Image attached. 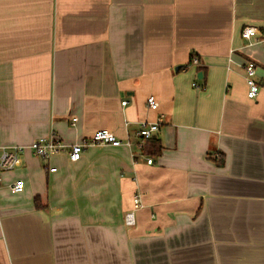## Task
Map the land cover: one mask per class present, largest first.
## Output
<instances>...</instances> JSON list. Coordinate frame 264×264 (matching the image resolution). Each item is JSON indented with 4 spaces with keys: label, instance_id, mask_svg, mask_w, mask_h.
I'll return each instance as SVG.
<instances>
[{
    "label": "crops",
    "instance_id": "crops-1",
    "mask_svg": "<svg viewBox=\"0 0 264 264\" xmlns=\"http://www.w3.org/2000/svg\"><path fill=\"white\" fill-rule=\"evenodd\" d=\"M143 121L159 155L137 143ZM101 129L133 145L77 162L29 149ZM13 147L0 264H264V0H0V161Z\"/></svg>",
    "mask_w": 264,
    "mask_h": 264
},
{
    "label": "built area",
    "instance_id": "built-area-1",
    "mask_svg": "<svg viewBox=\"0 0 264 264\" xmlns=\"http://www.w3.org/2000/svg\"><path fill=\"white\" fill-rule=\"evenodd\" d=\"M258 30L255 27L247 26L242 31V37L244 39L250 40L252 37L256 36ZM200 60L197 57H192L189 62V65L199 66ZM247 72V83H248V98L255 100L258 97L259 86L255 80L256 76V66L254 63H249L245 66ZM197 87V84H193ZM125 105L126 102H123ZM147 105L152 110H157L159 108V102L155 96H149L147 98ZM77 119H73L75 123ZM159 122L149 123L143 121L139 124V128L136 131L137 143L140 148L145 147L148 140L154 137L155 133L159 130ZM109 145L112 147H120L122 145L131 147L133 145L132 141L129 139L121 140L113 132L107 129H101L96 131L93 136L88 141H83L82 143L73 144L68 146L57 137L54 133L50 134L48 137H42L35 140L30 146L29 149L37 157L43 159H49L53 156L59 155L66 150L69 154V159L72 162H77L82 158V153L84 148L90 145ZM25 150L24 147H13L11 149H6L3 151L0 168L3 171H12L15 168L22 165L21 154ZM148 164L153 163V158L149 157L147 159ZM56 168H51V172H55ZM1 184V180H0ZM24 182L23 180H17L10 185V190L14 193H21L24 191ZM143 207L141 195L136 194L134 196V209L128 212L125 216V223L127 226H133L136 224L135 221V212Z\"/></svg>",
    "mask_w": 264,
    "mask_h": 264
},
{
    "label": "trees",
    "instance_id": "trees-1",
    "mask_svg": "<svg viewBox=\"0 0 264 264\" xmlns=\"http://www.w3.org/2000/svg\"><path fill=\"white\" fill-rule=\"evenodd\" d=\"M147 145H149L148 153L151 155H159L161 148L157 144V139L151 138L148 140Z\"/></svg>",
    "mask_w": 264,
    "mask_h": 264
}]
</instances>
